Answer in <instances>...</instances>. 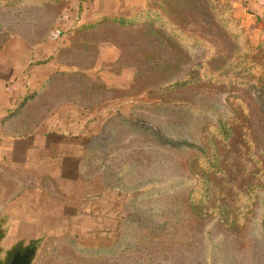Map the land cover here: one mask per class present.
I'll use <instances>...</instances> for the list:
<instances>
[{
    "label": "rangeland",
    "instance_id": "rangeland-1",
    "mask_svg": "<svg viewBox=\"0 0 264 264\" xmlns=\"http://www.w3.org/2000/svg\"><path fill=\"white\" fill-rule=\"evenodd\" d=\"M52 1L28 7L40 43L65 29L28 112L57 115L75 150L25 222L0 224L2 248L35 245L29 264H264V42L233 0H106L128 18L154 11L127 28L82 22L99 0ZM12 26L0 16V43Z\"/></svg>",
    "mask_w": 264,
    "mask_h": 264
},
{
    "label": "crops",
    "instance_id": "crops-1",
    "mask_svg": "<svg viewBox=\"0 0 264 264\" xmlns=\"http://www.w3.org/2000/svg\"><path fill=\"white\" fill-rule=\"evenodd\" d=\"M42 1L51 0H0L4 27L9 29L7 25H13L18 31L15 37H6L8 43H0V224L4 225L21 224L25 222L24 217L33 214L39 198L37 184L43 176L58 171L59 161L67 151L75 150V140L64 139L55 132L54 128L60 124L57 115L42 120L28 112L31 102L41 99L46 81L54 75L51 67L54 47L51 42L40 43L42 38L38 37L36 28L38 10L28 8ZM58 1L71 4L73 0ZM233 2L239 16L264 42V0ZM82 9L83 22L112 13L114 6L99 0V7L91 11L90 18L86 7ZM29 15L33 20L28 23ZM74 16L79 17L78 9ZM61 24L59 26H64ZM10 86L13 90H6ZM4 228L0 226V234ZM18 230L13 229V232ZM16 233L11 234L12 241ZM2 239L0 236V243ZM0 247L10 251L15 245L6 250Z\"/></svg>",
    "mask_w": 264,
    "mask_h": 264
},
{
    "label": "trees",
    "instance_id": "trees-1",
    "mask_svg": "<svg viewBox=\"0 0 264 264\" xmlns=\"http://www.w3.org/2000/svg\"><path fill=\"white\" fill-rule=\"evenodd\" d=\"M153 14H154V11L147 10L146 13L145 12H140V13H138L137 15H135L132 18H128V17H126V16H124L122 14H119V13H117V14H112L111 13V14L104 15L105 17H103V18L101 17L102 19H100V21L98 23L99 24H102V23H113V24H115L117 26H120L122 28H127V27L132 26L135 23H139L142 20V18H144L146 16H152ZM198 160H201V161H198V162L201 163L202 165L206 164L205 160L202 157H200ZM206 184L207 183H206L205 178H204V181L200 182L198 184V188L194 191L197 196L195 198H193L191 200V202H193L195 204L202 205L203 199H205V194L207 192L206 188H205ZM199 190L202 191V194H200ZM196 200H198V201H196ZM199 205L192 206L194 208L195 212H197V210H198L197 208H198ZM224 217H225V212L222 209L221 212H220L221 221L223 223H225L226 225L230 226L231 222H229L228 220H226V221L223 220ZM35 244H37V243H35ZM35 249H36V246L33 245L32 249L30 251V255H31L30 257L31 258H32V255H33V251H35Z\"/></svg>",
    "mask_w": 264,
    "mask_h": 264
},
{
    "label": "built area",
    "instance_id": "built-area-1",
    "mask_svg": "<svg viewBox=\"0 0 264 264\" xmlns=\"http://www.w3.org/2000/svg\"><path fill=\"white\" fill-rule=\"evenodd\" d=\"M73 18V17H72ZM78 22V18L75 17L74 19H70V14H64L62 17V24L64 25V27H66L69 29H72ZM65 33V29H61V28H56L54 29L50 34H49V40L52 43H56L59 44V42H61L62 38L64 37ZM6 90L11 91L13 90V87H7Z\"/></svg>",
    "mask_w": 264,
    "mask_h": 264
},
{
    "label": "flooded vegetation",
    "instance_id": "flooded-vegetation-1",
    "mask_svg": "<svg viewBox=\"0 0 264 264\" xmlns=\"http://www.w3.org/2000/svg\"><path fill=\"white\" fill-rule=\"evenodd\" d=\"M33 247V244L30 245L29 247H25L24 249L15 247L10 249V251H4L0 247V264H11L14 259L18 260V263H22L23 261H20L21 257L24 256L26 258L29 256L30 251ZM23 258V260H24Z\"/></svg>",
    "mask_w": 264,
    "mask_h": 264
},
{
    "label": "water",
    "instance_id": "water-1",
    "mask_svg": "<svg viewBox=\"0 0 264 264\" xmlns=\"http://www.w3.org/2000/svg\"><path fill=\"white\" fill-rule=\"evenodd\" d=\"M30 254H29V256H27L26 258H24V260H23V262L22 263H20V264H29V262H30ZM11 264H19L18 262H12Z\"/></svg>",
    "mask_w": 264,
    "mask_h": 264
}]
</instances>
